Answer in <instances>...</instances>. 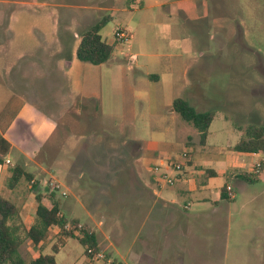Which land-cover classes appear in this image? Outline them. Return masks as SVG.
Returning a JSON list of instances; mask_svg holds the SVG:
<instances>
[{
    "label": "crops",
    "instance_id": "0c3cea01",
    "mask_svg": "<svg viewBox=\"0 0 264 264\" xmlns=\"http://www.w3.org/2000/svg\"><path fill=\"white\" fill-rule=\"evenodd\" d=\"M8 5L19 11L10 15L9 25L3 24L0 11V134L10 144L0 155V196L18 202L24 223L29 227L35 220L38 194L46 206L53 195L64 218L60 196L84 195L94 202L100 222L95 224L91 212L88 222L66 219L94 233L97 253L116 263L264 264V154L234 150L244 138L241 132L222 154L209 144L210 131L205 144L197 131L199 145L187 138L175 159L164 150L167 143L152 141L137 166L110 169L98 161V150L84 134L68 130L74 119L70 115H75L70 102L79 87L76 51L81 39H72L76 20L70 18L62 28L61 17L46 12L44 2L0 0V7ZM184 151L190 161L174 183L161 185L151 168L178 161ZM259 163L255 183L240 178V173H255ZM16 166L32 175L36 187L22 179L8 188ZM82 169L88 174L84 186L79 183L86 176ZM42 173L55 177L61 190L52 192L47 179L40 182ZM227 186L233 188V198L223 191ZM48 234L57 239L58 227ZM44 243H25L29 251L38 250L33 259ZM85 264L102 262L86 255Z\"/></svg>",
    "mask_w": 264,
    "mask_h": 264
},
{
    "label": "rangeland",
    "instance_id": "374dc122",
    "mask_svg": "<svg viewBox=\"0 0 264 264\" xmlns=\"http://www.w3.org/2000/svg\"><path fill=\"white\" fill-rule=\"evenodd\" d=\"M25 1L48 4L46 12L58 14L62 28L75 19L74 41L103 17L109 18L101 31L107 43H115L117 31L126 36V41L116 38L108 62H78L79 87L70 102L75 115H70L69 132L84 134L98 150V161L110 169L137 166L152 141L167 143L164 150L174 159L185 150L187 138L199 145L197 130L172 110L178 98L197 111L215 112L209 144L222 154L242 134L246 137L252 125L264 126V0ZM0 11L3 24L9 25L19 8L8 5ZM81 171L86 174L79 182L83 185L88 174ZM45 179L56 180L38 175L40 182ZM260 179L264 187V171ZM60 198L67 219L88 222L91 212L95 224L100 222V213L86 196ZM55 240L48 234L41 253L53 254ZM20 254L29 264L38 250L29 251L25 244ZM55 256L57 264L86 262L75 239Z\"/></svg>",
    "mask_w": 264,
    "mask_h": 264
},
{
    "label": "trees",
    "instance_id": "16d2710c",
    "mask_svg": "<svg viewBox=\"0 0 264 264\" xmlns=\"http://www.w3.org/2000/svg\"><path fill=\"white\" fill-rule=\"evenodd\" d=\"M109 18L103 17L93 24L87 31L83 32L81 42L76 51V57L80 62L92 65H101L108 62L113 54L117 35L115 33V43H107L102 35V29L107 25ZM172 110L191 124L200 135V143L205 144L208 138L210 126L215 118L214 111L199 112L187 100L178 98L172 103ZM10 149V144L0 134V155H5ZM234 150L245 153L264 154V126L252 125L246 132V137L242 138L235 146ZM0 163L2 160L0 157ZM258 177L255 173H240V178L248 183H255ZM22 179L31 182L32 175L26 173L21 166H16L11 170V177L8 179V188L13 189ZM36 187V185H33ZM226 192V187L223 189ZM43 195H36L37 207L35 220L31 226H27L20 214L19 208L10 200L0 196V264H26L25 259L20 254V248L31 241L34 246L43 242L52 227H58L59 234L55 244L52 246L53 254H40L32 259L29 264H57L56 254L66 239L77 240L84 248L87 256L97 253V241L94 233L86 226L81 231L67 230L65 226L78 224L77 221H68L64 217H59V203L54 200L53 195L49 197L50 206L42 202ZM91 251V253H89Z\"/></svg>",
    "mask_w": 264,
    "mask_h": 264
},
{
    "label": "built area",
    "instance_id": "2783aa9c",
    "mask_svg": "<svg viewBox=\"0 0 264 264\" xmlns=\"http://www.w3.org/2000/svg\"><path fill=\"white\" fill-rule=\"evenodd\" d=\"M117 38L119 41L127 40L126 36L121 32L118 33ZM189 161L190 154L188 151H184L182 152L181 157L178 161L172 162L167 160L163 165L153 166L151 168V171L154 175L157 176L158 181L161 185L168 186L177 180L180 173L183 171ZM7 163H9V160L7 161ZM260 170L261 164L259 163L256 165L255 171L259 172ZM31 183L33 184L34 181H31ZM47 187H49L52 192H59L62 188L61 184H59L57 181L47 182ZM226 192L228 193L229 197H234L233 188L231 186L226 187ZM62 195H65V193L63 192ZM58 216L62 217L60 213H58ZM65 228L67 230L81 231L83 229V225L79 223L75 225L68 222ZM89 253H91V251H89ZM93 256H95L99 261H101L102 264H119L110 259H106L102 253H96Z\"/></svg>",
    "mask_w": 264,
    "mask_h": 264
}]
</instances>
